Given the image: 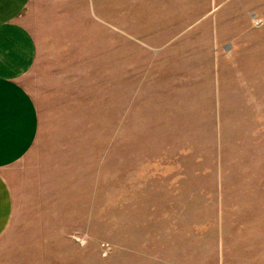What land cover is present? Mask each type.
<instances>
[{
  "label": "rangeland",
  "instance_id": "374dc122",
  "mask_svg": "<svg viewBox=\"0 0 264 264\" xmlns=\"http://www.w3.org/2000/svg\"><path fill=\"white\" fill-rule=\"evenodd\" d=\"M153 4L38 0L26 12L40 117L26 165L51 174L54 218H16L0 264H264V0L196 1L213 10L196 73L185 41L147 42ZM207 25L228 61L259 62L249 97H210Z\"/></svg>",
  "mask_w": 264,
  "mask_h": 264
},
{
  "label": "crops",
  "instance_id": "0c3cea01",
  "mask_svg": "<svg viewBox=\"0 0 264 264\" xmlns=\"http://www.w3.org/2000/svg\"><path fill=\"white\" fill-rule=\"evenodd\" d=\"M36 1L0 0V237L12 227L16 218L26 220L28 211L29 217H44L35 214L42 211L50 212L54 218V182L51 174L37 164L26 165V156L34 148L40 132L37 104L28 87V76L39 60V43L25 18L26 12ZM196 1L153 0L159 21L147 36V42L155 51L185 41L178 43V49H188L191 73H196L198 69L194 60L199 57V43L194 38L202 33V20L210 18L213 13V10H209L204 15L197 9ZM86 2L89 6L90 0ZM121 5L118 4L120 9ZM115 6L117 8V1ZM187 18L194 21L187 23ZM170 19L174 22H170ZM206 29L208 65L205 66V73L212 76L210 97H249L251 84L256 82L259 62L249 59L228 61V53L213 49V30L208 25ZM218 34L217 29V39ZM47 204L50 205L46 207Z\"/></svg>",
  "mask_w": 264,
  "mask_h": 264
}]
</instances>
